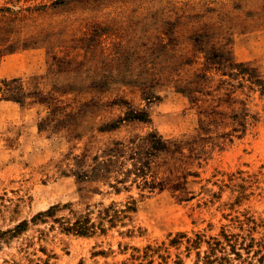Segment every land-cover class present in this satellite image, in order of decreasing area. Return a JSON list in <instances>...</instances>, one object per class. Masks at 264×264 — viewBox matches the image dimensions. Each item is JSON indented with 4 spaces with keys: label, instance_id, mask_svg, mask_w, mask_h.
Segmentation results:
<instances>
[{
    "label": "rangeland",
    "instance_id": "374dc122",
    "mask_svg": "<svg viewBox=\"0 0 264 264\" xmlns=\"http://www.w3.org/2000/svg\"><path fill=\"white\" fill-rule=\"evenodd\" d=\"M0 264H264V0H0Z\"/></svg>",
    "mask_w": 264,
    "mask_h": 264
},
{
    "label": "trees",
    "instance_id": "16d2710c",
    "mask_svg": "<svg viewBox=\"0 0 264 264\" xmlns=\"http://www.w3.org/2000/svg\"><path fill=\"white\" fill-rule=\"evenodd\" d=\"M78 225H80V226H77V227H79V228H75V229H78V231H81L82 233H87V230H86L87 227L81 225V223H79ZM207 262H210V259L207 260Z\"/></svg>",
    "mask_w": 264,
    "mask_h": 264
}]
</instances>
